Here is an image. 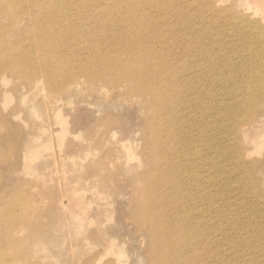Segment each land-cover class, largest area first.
<instances>
[{
  "label": "rangeland",
  "instance_id": "rangeland-1",
  "mask_svg": "<svg viewBox=\"0 0 264 264\" xmlns=\"http://www.w3.org/2000/svg\"><path fill=\"white\" fill-rule=\"evenodd\" d=\"M111 1L112 4L120 2ZM182 1L185 0H164L166 4L163 9L159 8L162 11L158 15L162 14L163 17L166 14L164 26L168 28L170 25L168 29L172 31L175 26L169 19L178 15V24L184 22L190 28L195 25L194 30L191 29L194 33L190 35L194 46L191 43L187 50L191 54H197L195 52H200V49L205 51H201L204 53L202 59L205 60H198L196 65H191L194 68H191L193 73L192 70L190 72L194 77H188V81L192 80L189 88H193L186 91L188 95H193L194 100L191 97L186 101L194 107L191 109L195 111H192L194 114L191 117L188 114L185 118L186 113H177V110L171 116L163 113L166 117L163 116L164 120L158 125L162 127V132L160 128L157 132L154 131L152 124L155 116L149 115L148 106L143 104V100L137 99L134 93L126 94V97L120 96L114 83L99 81L89 84L84 75H76L81 82L76 88L78 91L69 89V92L66 91L68 94L60 95L61 102L57 105L59 110L54 113L61 118L62 124H59L53 113L49 114V102L44 101L48 103L45 106H48L40 107V102L36 101H40L41 98H37L46 92L48 100L54 99L44 82L40 83L42 91L37 97L36 93L26 91L27 87H13L12 84L16 85L18 82L17 77L7 78L5 86L0 89L1 92L8 90L9 94L6 98L0 96V264H148L155 249L153 237L150 236L154 226L153 218L159 212L157 205L148 204V196L153 193L162 194L168 188L164 184L170 185L176 179L166 171L172 164V160L168 158L174 154L168 145L173 136L168 131L171 123L176 126L175 129L179 128V137L187 141L185 144L183 141L182 148L178 146L181 149H176L175 154L181 157L193 148L196 152V146L199 145L203 157L198 162L202 166L210 165L209 177L216 180L214 184L221 181L216 189L221 192L223 201H217L219 205L213 201L214 207L207 214L209 221H216V224L217 220L222 221L216 227L217 235L224 228L230 229L235 224H240L241 228L244 226L240 221L249 216L247 209L240 211L238 209L241 208H235V214L228 204L238 198L231 192L235 185L241 186L248 197L254 189L255 193L264 194V142L257 143L256 146L245 139L264 136L261 135L264 133V14L263 17L258 15L259 7L255 11L257 14H253L254 11L250 13L248 6L239 0H217L218 6L215 4L216 0H211L216 9H225L219 17H213L205 8L202 11L205 6L201 0H189V5L194 2L193 10L186 11V14L184 5L188 2L183 5ZM120 12L123 11L114 9L112 14L118 16ZM180 13L182 16L184 13V17ZM185 14L193 15L192 18L195 19ZM207 18H213L216 23H207ZM261 19L262 23L259 22ZM257 20L263 27L258 25ZM205 25L208 30L204 28ZM182 26L180 31H187L181 30ZM176 31L174 29L172 34L181 39L183 34ZM196 38L202 44L200 49L195 46ZM78 42H85V39ZM214 47H218L221 53ZM31 57L35 58V54ZM194 61L192 59L188 62L194 64ZM71 63L81 65L82 58H73ZM210 64L215 66L211 67ZM202 74H205L204 78ZM202 85L207 86L203 89L207 94L206 99H203L207 107L200 100L202 95L205 97L203 90L199 92ZM17 89H20L19 92ZM124 90L126 93L128 89ZM108 92L109 98L102 97ZM200 104L203 108L196 106ZM31 107L34 111H31ZM167 116L173 120H168ZM252 123V130L250 128L243 133L242 128ZM42 129L53 130V135L45 140L37 137V144L42 146L40 153L28 161L23 160L21 149L24 141L39 135ZM212 133L217 135L216 140L220 139L222 142H206L207 136L211 137ZM220 154L223 157H219ZM237 154H242L247 164L256 163L252 173L246 171L238 176L234 171L236 168L233 156ZM228 172L233 174L227 178ZM243 174L251 177L254 188L251 185H248V189L244 188ZM202 187L200 181L199 188ZM213 188L214 186L209 187L207 193L211 194ZM70 189L73 191L68 194ZM183 190L188 192L185 186ZM215 208L217 212L214 211ZM70 215L74 216V220ZM162 217H168V214L165 213ZM156 225L160 227L162 220L157 219ZM225 250L228 252L231 249Z\"/></svg>",
  "mask_w": 264,
  "mask_h": 264
},
{
  "label": "bare ground",
  "instance_id": "bare-ground-1",
  "mask_svg": "<svg viewBox=\"0 0 264 264\" xmlns=\"http://www.w3.org/2000/svg\"><path fill=\"white\" fill-rule=\"evenodd\" d=\"M239 1L246 4L245 6H248V8H246L247 10H250V13L254 11L253 14H257L255 11L259 7L257 11L259 12L258 15L261 14L263 17L264 0ZM112 2L113 1L111 0H0V89L5 86L8 77L15 76L18 78V80L16 79L18 82L16 84V81L14 80L16 85L12 84L13 87H27L26 91L36 93L35 96L38 97L39 92L42 91L40 83L44 82L48 92L51 95H54V99L48 100L46 98V92L42 94V96L39 95L40 97L37 99H41L40 101H36L40 103H36L42 107L43 105L45 106V104H48L44 101L49 102L51 107V110L49 109V114L53 113L54 115V113L59 110L57 105L61 102L60 95L68 94L67 92H69V89L78 91L76 88L77 86H80L81 82L78 80L79 77L75 76L82 74L89 84H94L99 81L101 83H114L116 84L114 88L117 87V92L119 91L120 96L122 95L123 97H126L128 96L126 94L134 93V96H136L137 99H142L143 104L148 106L149 115L152 114L155 116L152 124L155 132H157L159 128L161 131L162 127H158V125L159 122L166 117L163 113L171 116L170 114L172 112L175 113L176 111L174 110H177V113L178 111H181L182 114L183 112L186 113L185 118H187L186 115L188 114L189 117H191L190 115L194 114L192 111L195 112L194 110L191 111L194 107L188 105L186 101L193 97V95H188L189 93L186 91L187 89H190V82L192 81H188V79H193L194 77L192 74L193 70L191 69L194 67H191V65H196L198 60H205L202 59V56H204L203 52L205 51L200 49L202 44H199L197 38L194 39L197 40V42L195 41L196 43H194L196 47H199L200 52H195L197 54H191L187 50L192 43L190 35L193 27L190 28V26H186L183 20H181L183 24H181L180 21V24H178L179 15L178 17L174 15L175 17L169 19L175 26V28H172L173 31L176 29L177 33L180 32L185 35H182L184 38L181 36V39L180 37H175L176 35L174 36V33L172 34L173 31L169 30L170 25L168 26L169 29L166 28V25L164 26L163 20L166 17V14L164 15L165 17H162V14L158 15L159 12L162 11L161 9L159 11V8L162 7L163 9V6L166 4L164 0H120V2L118 1L119 3L113 4ZM184 2H188V4H185ZM184 2L182 3L183 5L185 4L184 13L188 14L186 11L189 10L192 12V3L194 4V2H192L191 5H189V2H191L189 0H185ZM201 2H203V4H201L205 6L202 7V11L205 8L207 12L213 14V17H219V15L225 10H223V8L216 9L211 4V0H201ZM215 2V4L218 3L217 0ZM178 7H180V5H178ZM114 9H117L118 11L122 10L123 12H120V15L115 16L112 14ZM180 9L183 10V8ZM193 12L196 13L195 10ZM184 13L183 16L182 13H180L182 17H184ZM200 13L203 14L204 12ZM245 14L247 15V13ZM192 16L190 17L192 18ZM257 17L255 18L257 19ZM192 19L195 18L193 17ZM262 19H264V17ZM262 19L260 21L257 20L258 25L259 22H263ZM211 21L212 23H216L213 18L208 19L207 23ZM188 23H190V21H188ZM181 25H183L181 30L186 29L187 31H180ZM261 26L263 27V24ZM204 28L208 30L206 25ZM262 29H264V27ZM212 31L215 32L216 30H213L212 28ZM226 31L227 33L229 32L228 30ZM208 33H210V31ZM210 34H212V32ZM207 38L208 37H205L204 39ZM84 39L85 42H78ZM217 43L219 44V42ZM203 49H205V47ZM218 51L220 52L219 48ZM32 54H35V58L31 57ZM85 56L87 57L85 58ZM73 58H82L83 63L81 65H73L71 63ZM192 59L195 60L193 62L194 64L188 62ZM204 65L205 64H203V66ZM212 65L213 64H210L211 67ZM241 66H243V64H241ZM209 68L210 67H208V69ZM223 68L225 69V67ZM190 70H192V73ZM6 73H8V76ZM197 74L195 75L197 76ZM203 85V88L201 87L202 89L199 90L200 93L202 92L201 90H205L207 87ZM200 86L201 85H199V87ZM192 88L190 90H192ZM124 89H128L126 90V93H124ZM17 90L19 92L20 89ZM208 90L209 89H207V91ZM7 92L0 91V96L6 98V96L9 95ZM110 92L105 93L102 97L105 99L109 98ZM212 92H214L213 89ZM202 93H204L205 97L202 95V99L199 98L204 103L205 101H203V99H206L207 94L205 91ZM15 94L17 93L15 92ZM221 98H219V100ZM203 105H205V103ZM196 106L198 108H203L201 107V104L200 106ZM204 109L205 112H207L205 107ZM32 110L34 111L33 107H31V111ZM27 112H29L28 109ZM45 112L43 111V113ZM44 116L46 115L44 114ZM54 118H57L58 123L62 124L61 118L58 114H55ZM167 118L169 117L167 116ZM171 119L172 117L168 120ZM175 121L177 122V120ZM252 122L254 123L255 121ZM253 123L252 125L248 124V127L242 128V132L246 133L251 127L253 128ZM40 124L41 122L38 123V127ZM174 126L175 125L171 123L168 127L169 130L167 129L168 131H171L173 135L169 140L168 145L173 150L174 154L168 158L172 160V164L166 171L172 173L171 177L176 179H173L174 182L170 185L168 183L164 184L168 187L165 192L160 195L153 193L148 196L147 200L148 204L157 205L159 208V212L153 218L154 226L152 234L150 233V236L153 237L155 243V249L154 254L151 253V258L148 261V264H264V194L262 192L255 193L254 189L252 193H249L250 196L248 197L243 193L241 186L235 185V188L232 187L231 192L238 198L237 200H234V202L228 204L231 207V211L235 212V210H237L235 208L238 207L241 208L238 209L240 211L247 209L249 216H245L240 221L244 225H242V228L239 227L240 224H235L234 227L231 225L232 227H230V229L224 228L217 235L218 232L216 227L222 221L217 220V224L216 221H209L210 217L207 216V214L214 203L219 205L223 201V198L220 197L222 195L221 192L216 189L217 186L221 185V181L219 180L214 184L216 180H211L209 177L210 165L205 164V166H202L198 162V159L200 160L203 157L201 154L202 152L200 151L201 148H198L199 145L196 146V152L198 153H196L193 148L192 150H189V152L187 151L184 153L181 157L175 154L176 149L179 150L183 147L184 140L179 137L181 132H179L178 126V129H175L176 126ZM52 131L51 129L50 131L42 129L39 135H35L24 141L23 148L21 147L22 159L28 161L33 157H37L42 148L41 144H37L38 138L41 137L42 140H45L48 136L51 138L53 135ZM186 132L187 130L184 133ZM177 134L178 137H176ZM212 134L211 137L207 136L206 142H208V140L217 144L222 142L220 139H215L217 137L216 134ZM263 134L264 133L261 135ZM254 137L255 136L245 137V139L249 140L250 143L252 142L253 145L256 146L257 143L264 142V136L260 138ZM186 142L187 141L185 140L184 144ZM224 142L226 143L225 140ZM192 152L196 155L192 154ZM219 157H223V155L220 154ZM233 158L235 159L234 163L236 168L234 171L238 176L246 171L252 173V169L257 166L254 162L247 164L242 157V154L241 156L237 154L236 156H233ZM175 161L177 162V165ZM205 173L206 175H204ZM232 174L233 173L228 172L227 178ZM243 176L245 177L243 180L245 183L244 188L248 189V185H251L254 188V183L250 181L251 177L245 174H243ZM199 180L203 185L202 188H199ZM153 186L154 184L151 185V187ZM184 186L188 189L189 193L184 192ZM213 186L214 190H212L211 194H208V188ZM72 191L73 190L71 189L68 190V194ZM194 196L195 198H193ZM240 196L243 197L239 198ZM237 201H242L243 203H236ZM214 211L217 212L216 208ZM165 213L168 214V217H162ZM236 213L237 212H235V214ZM146 216L149 218L148 215ZM70 217L74 220L73 215H70ZM215 217L216 216L214 215L213 218L215 219ZM157 219L162 220V225L160 227L156 225ZM222 226L224 227V223ZM226 248L231 250L225 252Z\"/></svg>",
  "mask_w": 264,
  "mask_h": 264
}]
</instances>
